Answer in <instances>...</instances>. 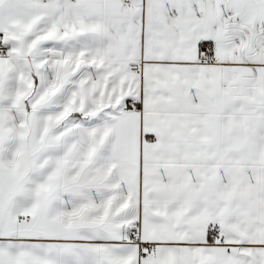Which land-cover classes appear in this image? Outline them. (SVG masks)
I'll list each match as a JSON object with an SVG mask.
<instances>
[{"label":"snow or ice","instance_id":"6c2138e0","mask_svg":"<svg viewBox=\"0 0 264 264\" xmlns=\"http://www.w3.org/2000/svg\"><path fill=\"white\" fill-rule=\"evenodd\" d=\"M0 264H264V0H0Z\"/></svg>","mask_w":264,"mask_h":264}]
</instances>
